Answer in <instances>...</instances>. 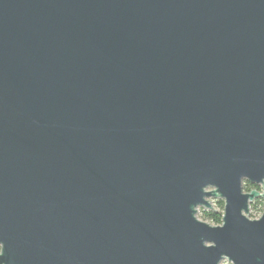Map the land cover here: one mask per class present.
Segmentation results:
<instances>
[{
	"label": "water",
	"instance_id": "water-1",
	"mask_svg": "<svg viewBox=\"0 0 264 264\" xmlns=\"http://www.w3.org/2000/svg\"><path fill=\"white\" fill-rule=\"evenodd\" d=\"M246 181L264 0H0V264H264Z\"/></svg>",
	"mask_w": 264,
	"mask_h": 264
},
{
	"label": "trees",
	"instance_id": "trees-1",
	"mask_svg": "<svg viewBox=\"0 0 264 264\" xmlns=\"http://www.w3.org/2000/svg\"><path fill=\"white\" fill-rule=\"evenodd\" d=\"M253 189H257V190L262 192L261 185L252 184L249 181H246L244 184V190L246 192H249ZM221 203H222V201L219 200L218 206L221 205ZM263 207H264V199L262 197L256 198L250 206V208H252L254 210H258L259 208L261 210ZM204 217H206V219H208L211 223H214L216 225L222 224V220L220 219L221 212H218L217 209H205L204 210Z\"/></svg>",
	"mask_w": 264,
	"mask_h": 264
},
{
	"label": "rangeland",
	"instance_id": "rangeland-1",
	"mask_svg": "<svg viewBox=\"0 0 264 264\" xmlns=\"http://www.w3.org/2000/svg\"><path fill=\"white\" fill-rule=\"evenodd\" d=\"M261 187H262V191H263L264 190V184L261 185ZM209 190H211V189H209ZM219 200H221V199L220 198H211L210 199L211 208H209V209H217ZM205 209L206 208H204V207H198L196 216L201 221L210 222L208 219H206V217H204V210ZM263 212H264V207L261 210H260V208L258 210H254V209L250 208L249 213L247 215L250 219L254 220V219H259L262 216ZM221 264H232V262L225 259L221 262Z\"/></svg>",
	"mask_w": 264,
	"mask_h": 264
},
{
	"label": "clouds",
	"instance_id": "clouds-1",
	"mask_svg": "<svg viewBox=\"0 0 264 264\" xmlns=\"http://www.w3.org/2000/svg\"><path fill=\"white\" fill-rule=\"evenodd\" d=\"M216 186H217V188H218V190H219V186H218V185H216ZM219 196H220V199H221L222 203H221V205H219V206L217 207V211H218V212H221V217H220V219H221L223 222H226V221H225V217H226V215H227V207H228V203H229V201H228V198H227L226 196H224L222 193H220V191H219ZM241 215L244 216L243 213H242V211H241ZM194 219H195L196 221H198V222H201V223H203V224L208 225V226L211 227V228H223V226L218 227V226H217L216 224H214V223L201 221V220H199L197 217H195ZM203 244H204L205 247H207V246L205 245V240L203 241ZM2 247H3V246L0 245V256L4 255V253H3V251H2ZM207 248H208V247H207ZM218 264H219V261H218Z\"/></svg>",
	"mask_w": 264,
	"mask_h": 264
}]
</instances>
